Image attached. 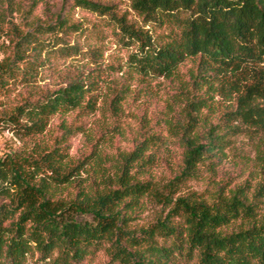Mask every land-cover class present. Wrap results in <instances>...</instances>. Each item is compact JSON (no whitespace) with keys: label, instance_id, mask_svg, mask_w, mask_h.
Wrapping results in <instances>:
<instances>
[{"label":"trees","instance_id":"1","mask_svg":"<svg viewBox=\"0 0 264 264\" xmlns=\"http://www.w3.org/2000/svg\"><path fill=\"white\" fill-rule=\"evenodd\" d=\"M42 1L0 0V34L10 40L0 90L38 76L54 53L79 52L67 40L77 24L61 15L35 21ZM64 1L108 18L119 43L133 49L128 71L118 70L128 79L85 68L0 109V128L40 139L0 160V264H96L102 254L106 264H264V0H125L142 26L115 5ZM16 14L23 30L10 20ZM129 80L174 86L164 127L141 119L132 149L114 162L100 139L72 159L67 117L95 114L111 85L106 101L120 117ZM57 117L62 134L48 143ZM239 136L262 143L255 185L216 181ZM205 172L204 191L189 189ZM152 206L154 220L139 225Z\"/></svg>","mask_w":264,"mask_h":264},{"label":"rangeland","instance_id":"2","mask_svg":"<svg viewBox=\"0 0 264 264\" xmlns=\"http://www.w3.org/2000/svg\"><path fill=\"white\" fill-rule=\"evenodd\" d=\"M18 1L27 3L29 0ZM95 1L115 5L120 13L127 15L130 22L137 26L143 25L142 19L131 9L128 1ZM35 15V21L42 25L52 22L58 15L68 18L70 24H77L79 31L69 33L67 40L71 45L78 46L79 52L73 54L74 56L54 53L46 62V67L40 70L38 76L29 79L28 82H24L20 77L15 83L10 81L6 89L0 90V109L11 110L27 93H37L50 88V84L53 85L62 80L61 76L65 77L67 74L77 73L85 68L101 67L110 75L115 74V78L128 79L126 76L128 74L124 76L123 74L128 71L127 62L133 49L126 48L119 43L114 34L113 25L109 23L108 18L76 8L71 2L64 0H43ZM10 20L18 25V29L23 30L25 28L19 14ZM9 45V38L0 34V61L5 57L4 51L8 50ZM188 67L189 65L184 70L186 71ZM120 68H123L124 72H118ZM128 83L131 85L132 93L127 99L120 117L112 114L106 101L109 97V88L112 85L103 89L99 109L95 114L89 115L87 112H81L67 117V123L75 131L73 136L68 139L72 159H80L89 154L92 146L88 140L94 142L100 139L98 141L99 147L104 148L108 159L114 162V157L117 156L118 152L132 149L131 142L143 126L141 119H145L144 124L147 123V126L153 127L156 131H160L161 127H164L161 120L164 117L165 106L172 99L174 91L171 82L159 81L149 86L132 80H129ZM220 109L222 111V105ZM61 122V117L52 120L48 132L43 136L44 141L52 143L55 136L62 134L59 127ZM37 141L40 139L25 138L22 140L10 130L0 128V160L7 154L32 148ZM262 152L260 137H237L226 160L218 170L216 181H230L235 184L241 181H252V185H255L261 178L259 175L261 169L259 156ZM208 181H211V177L205 172L200 180L190 182L188 188L202 192ZM155 215L156 208L152 206L137 223L147 225L154 220ZM106 263L107 259L103 254L96 262V264Z\"/></svg>","mask_w":264,"mask_h":264}]
</instances>
